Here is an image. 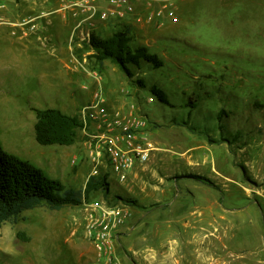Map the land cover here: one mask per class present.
Here are the masks:
<instances>
[{"label":"rangeland","instance_id":"374dc122","mask_svg":"<svg viewBox=\"0 0 264 264\" xmlns=\"http://www.w3.org/2000/svg\"><path fill=\"white\" fill-rule=\"evenodd\" d=\"M31 1L35 7L25 12ZM180 1L176 23L131 25L130 45L146 46L162 61L157 69L129 65L131 77L109 60L98 63L86 44L76 55L87 70L74 68L70 56L65 72L53 64L47 70L41 55L16 44L1 26L0 144L66 187L82 189L90 172L82 132L69 146L40 145L33 109H60L67 101L78 115L96 90L109 106L132 103L146 121L150 157L123 184L112 174L108 196L97 192L90 200L128 209L119 264H264V204L253 193L264 182V0ZM58 2L13 0L11 6L38 14ZM57 17L51 15V44ZM64 21L68 48L71 22ZM25 57L29 68L18 61ZM153 84L169 103L150 92ZM108 89L116 101H108ZM80 207L39 206L0 222V264L93 262Z\"/></svg>","mask_w":264,"mask_h":264},{"label":"built area","instance_id":"2783aa9c","mask_svg":"<svg viewBox=\"0 0 264 264\" xmlns=\"http://www.w3.org/2000/svg\"><path fill=\"white\" fill-rule=\"evenodd\" d=\"M176 5L177 0H59L56 8L31 16L26 22L51 15L69 20L70 61L74 68L87 70L85 60L78 59L76 50L86 44L93 51L90 47L92 34L115 24L158 27L165 21L176 23ZM91 75L100 81L96 70H92ZM78 115L90 164L86 180L103 173L108 174L110 183L114 174L117 183L123 184L136 166L148 161L153 148L144 136L146 121L137 113L134 104L109 106L103 93L96 90ZM253 193L264 204V182L254 188ZM80 206L84 237L95 251V260L90 264H119L116 247L129 215L128 209L103 200L83 201Z\"/></svg>","mask_w":264,"mask_h":264},{"label":"trees","instance_id":"16d2710c","mask_svg":"<svg viewBox=\"0 0 264 264\" xmlns=\"http://www.w3.org/2000/svg\"><path fill=\"white\" fill-rule=\"evenodd\" d=\"M112 27L114 30L109 36L99 33L91 35L90 47L98 63L109 60L128 77L133 76L129 65L140 68L142 63H145L154 69L162 66V61L156 54L150 53L146 46L133 48L130 45L131 25L124 23ZM138 82L144 85L141 80ZM150 92L159 101L169 103L167 95L158 86L153 84ZM33 111V129L38 144H74L82 125L79 115H69L57 108H34ZM221 116L222 113L219 112L218 121ZM193 177L207 181L201 176ZM97 192L108 196V174L90 176L82 189L66 187L60 179L49 177L42 169L6 151L0 144V222L13 220L22 212L39 206H46L51 210L80 206L83 201H90L92 194ZM117 199L122 198L117 196Z\"/></svg>","mask_w":264,"mask_h":264},{"label":"crops","instance_id":"0c3cea01","mask_svg":"<svg viewBox=\"0 0 264 264\" xmlns=\"http://www.w3.org/2000/svg\"><path fill=\"white\" fill-rule=\"evenodd\" d=\"M11 1L13 0H7V6L0 8V27L2 26L3 29L6 31L9 30L10 33L15 36V39L13 41L16 44H19L20 46L25 47L26 49L29 48L30 53L33 52L38 55H41L40 62L42 65H44V67L47 70L49 69V66L53 64L56 67H60L65 72V68L68 67L69 64L68 48L62 45V40L64 39L62 35L63 33L62 30L66 26V21H64L62 18L60 19L57 17V20L55 21L56 22L55 32L54 34L52 33V38L54 41L51 44L50 24L55 19L49 16L47 18H37L32 22H26L29 17L34 16L37 13L24 14L22 13V11L19 12V9H15L13 6H11ZM180 2H181L180 0L177 2V8H179ZM35 5H36L35 1H31L26 5V8H24L23 10L25 12H28L30 9H33ZM181 13L183 14V12ZM143 26H148V25H143ZM44 41H46L47 44L46 43L44 44ZM25 58L20 59L18 61L24 62L25 67L29 68L31 62L30 60H28L27 57ZM59 76L60 78H63L64 75L60 74ZM64 82L66 84L69 83V81L67 80H64ZM74 82L75 81L71 83ZM109 91L110 90L108 89V96H109L107 97L108 101H114V100L116 101L117 99L115 98V94L112 95V93H110ZM59 108L60 110L61 108L63 109V111L61 110L62 112L69 115H73L69 111L70 108H73L71 103H67V101H65L64 103L61 104V106H59Z\"/></svg>","mask_w":264,"mask_h":264},{"label":"bare ground","instance_id":"6f19581e","mask_svg":"<svg viewBox=\"0 0 264 264\" xmlns=\"http://www.w3.org/2000/svg\"><path fill=\"white\" fill-rule=\"evenodd\" d=\"M213 264V263H212Z\"/></svg>","mask_w":264,"mask_h":264}]
</instances>
